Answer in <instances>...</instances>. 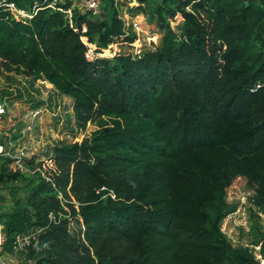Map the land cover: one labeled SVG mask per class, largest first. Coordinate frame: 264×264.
Segmentation results:
<instances>
[{
    "label": "trees",
    "instance_id": "obj_1",
    "mask_svg": "<svg viewBox=\"0 0 264 264\" xmlns=\"http://www.w3.org/2000/svg\"><path fill=\"white\" fill-rule=\"evenodd\" d=\"M106 3L98 17L72 7L71 21L48 7L31 19L0 7V69L47 81L72 98L79 128L97 126L12 173L4 250L37 229L20 252L34 264H264L220 227L236 177L264 212V0H160L148 10L157 48L88 60L83 41L98 53L135 40Z\"/></svg>",
    "mask_w": 264,
    "mask_h": 264
},
{
    "label": "rangeland",
    "instance_id": "obj_2",
    "mask_svg": "<svg viewBox=\"0 0 264 264\" xmlns=\"http://www.w3.org/2000/svg\"><path fill=\"white\" fill-rule=\"evenodd\" d=\"M159 1L149 0L148 4H141L138 0H114L125 31L135 35V40H116L103 48L99 57L112 58L117 54L128 53L135 55L141 50L157 48L162 31L148 10ZM106 4V0H103V6ZM169 22L171 28L177 32L182 17L177 14ZM90 48L95 47L90 44ZM0 102H3L5 108V112L0 115V144L7 150L12 148L11 155L24 152L23 168L20 169L22 172L30 169L27 162L32 161L35 164L51 155L54 146L80 142L97 128L91 122L85 128H79L73 112L72 98L59 93L47 81L7 73L1 69ZM16 169L17 166L10 156H0V171L3 174L0 181V211H10L14 207L11 190L19 183L12 180L11 175ZM253 193L252 186L245 178L239 176L233 179L226 189V203L232 211L221 221L220 227L233 247H248L254 258L264 263V238L260 239L264 236V212L253 202ZM15 196L24 198L25 193L18 190ZM77 225L79 223L76 219L72 220L71 233L72 227ZM256 240L259 241L254 243ZM24 253L13 256L10 254L12 260L7 263L34 264L35 259L26 257Z\"/></svg>",
    "mask_w": 264,
    "mask_h": 264
},
{
    "label": "built area",
    "instance_id": "obj_3",
    "mask_svg": "<svg viewBox=\"0 0 264 264\" xmlns=\"http://www.w3.org/2000/svg\"><path fill=\"white\" fill-rule=\"evenodd\" d=\"M68 1L71 2L70 7L64 8V4ZM115 4L116 3L114 2V6H116ZM74 6L78 7V9L81 12H89L94 17L101 16L103 12L102 0H42L41 3L34 2L33 5L29 9H26L24 7H19L12 0H0V7H3V9L12 13L15 17L23 18V19H31L37 13L39 9L48 7L53 10L64 12L70 20L71 15H72V7ZM123 30L125 32L124 34L127 35L128 32L125 31L124 24H123ZM83 42L87 46V51L85 53V56L88 60H93L95 57H99V55H101L102 51L96 53L95 46H94L95 48L92 49L90 48V44H88L85 41ZM110 44H113V43H110ZM4 112H5L4 105L3 103L0 102V115H2ZM11 149L12 148L9 147V150H7L2 144H0V156H3V155L10 156L12 161L15 163V166H17V169L20 170L23 168V159L25 158L23 157L24 152L21 151L17 155H11L10 153ZM46 179L49 180V178H46ZM48 216L50 219H54V216L52 214H49ZM69 219L71 218L69 217ZM38 231L39 230L35 229V230L28 231L26 233L17 234L15 236V239L13 240L11 250L7 252L3 248V245L5 243V234L3 232L2 225L0 224V264H8L7 261L12 260L11 255L13 256V255L20 253L21 251L26 250V247L29 246L31 244V241L36 238V234L38 233Z\"/></svg>",
    "mask_w": 264,
    "mask_h": 264
},
{
    "label": "crops",
    "instance_id": "obj_4",
    "mask_svg": "<svg viewBox=\"0 0 264 264\" xmlns=\"http://www.w3.org/2000/svg\"><path fill=\"white\" fill-rule=\"evenodd\" d=\"M3 102H4V101H3ZM3 102H2V103H3ZM4 105H5V102H4Z\"/></svg>",
    "mask_w": 264,
    "mask_h": 264
}]
</instances>
